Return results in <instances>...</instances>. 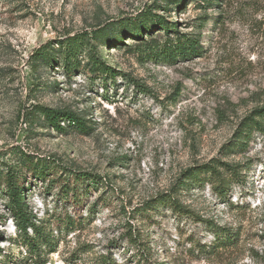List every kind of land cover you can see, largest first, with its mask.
<instances>
[{"label": "rangeland", "instance_id": "rangeland-1", "mask_svg": "<svg viewBox=\"0 0 264 264\" xmlns=\"http://www.w3.org/2000/svg\"><path fill=\"white\" fill-rule=\"evenodd\" d=\"M171 1L0 0V165L17 167L51 237L20 232L1 181L0 264H264V132L233 145L240 122L264 103V0H215L207 10L204 0ZM150 7L198 39V52L159 55L176 37L161 27L145 31V43L133 35L125 21ZM75 35L84 37L68 57L60 41ZM44 45L55 61L35 67ZM33 106L71 110L89 129L62 120L58 130L39 114L31 123ZM213 158L239 167L226 195L199 181L204 174L180 188L187 169ZM70 170L98 175L97 187L74 183ZM66 172L71 192L82 190L79 205L62 189ZM172 190L221 231L175 214L162 199Z\"/></svg>", "mask_w": 264, "mask_h": 264}, {"label": "trees", "instance_id": "trees-1", "mask_svg": "<svg viewBox=\"0 0 264 264\" xmlns=\"http://www.w3.org/2000/svg\"><path fill=\"white\" fill-rule=\"evenodd\" d=\"M171 2L176 3L179 8L184 5L183 0H172ZM214 4L215 0H204L201 7L207 10L210 6H213ZM152 10V7H150L147 12H145V14L140 15L136 21H125V26L129 30H132L133 35L141 39H143L145 31L147 33H150L153 31L154 27H161L165 34H170L171 32H174L176 36L174 40L165 43L163 46L159 45L155 48V51L159 55L165 56L169 59L175 60L177 57L186 58L198 52L200 47V42L198 39H196L194 36H190L187 34H180L177 29V23L169 22L163 16H158L157 14L152 13ZM208 19L209 16H202L200 18L202 22L198 24V26L204 27L205 22ZM98 31L99 30H97V32ZM83 37L84 36L81 35H75L73 36V38H67L65 41L61 40L60 47L62 49H66L68 57L75 56L77 54V43L79 40H83ZM120 41L123 42V37H120ZM143 42L145 43L146 40L143 39ZM153 42L154 41H151V44H154ZM55 57L56 56L54 52L50 51L49 46L44 45L34 52V54L32 55V62L35 67H38L39 63L51 64L53 61H55ZM104 71L111 72L113 77H116L118 75V72L112 66L105 65ZM125 79L128 82L132 81V78L130 76L125 77ZM38 114L43 116V121L45 123H47L48 125H52L58 130L63 129V126L60 123L62 120H67L69 123H73L77 127L85 131L89 129L87 121L84 120V118H82L80 114H77L68 109L33 106L26 113L27 121L29 120L31 121V123H34ZM252 129L264 132V103L255 107L240 122L238 129L235 132V142L233 143V145L235 146L237 144H243L242 138L244 141L248 140ZM16 152H18L20 155V162L28 164L33 169L34 174L37 178H43L45 176V170L41 168V164L39 162H36L33 156L21 150H17ZM70 172H72V175L74 174V183L79 184L83 181L88 182L87 186L89 187H97V180L99 178L98 175L78 170H70ZM70 172H66L67 177L69 175L71 176ZM203 174L205 175V178L199 181L205 183L207 179H210L212 181L214 189L219 195H226L232 182L235 179L240 178L238 165L230 164L228 162H222L213 158L209 162L187 169L183 173L182 178L180 179V188L184 189L185 187L189 186L190 181ZM19 175L20 172L17 170V167L14 168L13 165L7 164L5 162L0 165V184L1 181H3L4 184H2L6 187L7 195L9 197L8 209L11 212L15 224L21 233L28 235L29 229L32 228L36 233V237L41 236V238L49 242L51 241V237L42 232V229L36 223V217L32 214V210L29 209V206L26 202V195L24 194L23 183ZM69 179L70 177H68L67 179L63 178L64 185L62 189L66 192L67 196H70V193H72V188L70 186V183L68 182ZM73 190V203L74 205H79L81 201L80 194L82 190L78 189V187L74 188ZM175 193L176 191L172 190L167 195H164L162 197L163 203L169 205V207L175 214L181 217L193 219L195 221H206L207 223H210L216 234L221 231L222 228L220 226H218L214 222L205 220L198 212L190 208L188 205L184 204ZM147 206L143 205L144 208H147ZM223 231H226V229H224ZM1 253L2 250L0 248V255ZM100 263L114 264V262L110 261L107 258L102 259ZM160 264L166 263L161 262Z\"/></svg>", "mask_w": 264, "mask_h": 264}]
</instances>
